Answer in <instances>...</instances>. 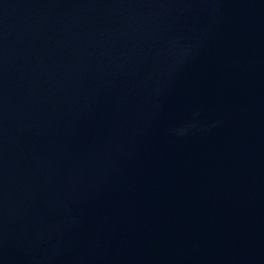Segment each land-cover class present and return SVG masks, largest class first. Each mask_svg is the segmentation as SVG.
<instances>
[{
	"label": "water",
	"instance_id": "water-1",
	"mask_svg": "<svg viewBox=\"0 0 264 264\" xmlns=\"http://www.w3.org/2000/svg\"><path fill=\"white\" fill-rule=\"evenodd\" d=\"M0 264H264V0H0Z\"/></svg>",
	"mask_w": 264,
	"mask_h": 264
}]
</instances>
